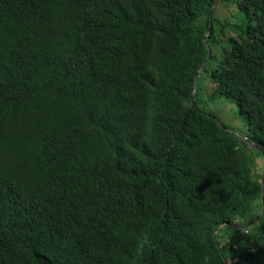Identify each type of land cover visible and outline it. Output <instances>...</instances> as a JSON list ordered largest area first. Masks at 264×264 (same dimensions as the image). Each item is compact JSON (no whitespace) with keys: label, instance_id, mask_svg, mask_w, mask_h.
Here are the masks:
<instances>
[{"label":"trees","instance_id":"16d2710c","mask_svg":"<svg viewBox=\"0 0 264 264\" xmlns=\"http://www.w3.org/2000/svg\"><path fill=\"white\" fill-rule=\"evenodd\" d=\"M251 142L264 0H0V264H264Z\"/></svg>","mask_w":264,"mask_h":264},{"label":"rangeland","instance_id":"374dc122","mask_svg":"<svg viewBox=\"0 0 264 264\" xmlns=\"http://www.w3.org/2000/svg\"><path fill=\"white\" fill-rule=\"evenodd\" d=\"M207 111L216 116L219 122L232 131L237 138L247 135L246 123L236 106L215 102L208 106ZM239 139V138H238Z\"/></svg>","mask_w":264,"mask_h":264},{"label":"water","instance_id":"95a60500","mask_svg":"<svg viewBox=\"0 0 264 264\" xmlns=\"http://www.w3.org/2000/svg\"><path fill=\"white\" fill-rule=\"evenodd\" d=\"M215 6H216V4L213 6V8H212V13L211 14H213V12H214V10H215ZM208 48V47H207ZM208 50H209V48H208ZM204 66H205V64H204ZM203 66V67H204ZM201 71V70H200ZM195 90H196V85H195ZM192 106L193 107H195V103L192 101ZM232 132V131H231ZM233 134V133H232ZM234 135V134H233ZM241 141H246L247 143H249V141H248V139H247V137H242V138H240V137H238ZM250 146H252V147H254V148H256V149H258L259 151H261V153L263 154V156H264V149L260 146V145H258L257 143H255V142H251L250 144H249ZM261 191H262V201H263V204H262V209L258 212V214L255 216V218L251 221V222H249L248 224H245V225H238V226H236V227H238V228H245V227H248V226H250L251 224H253L254 222H255V220L258 218V216L261 214V212L263 211V209H264V171H263V176H262V180H261Z\"/></svg>","mask_w":264,"mask_h":264}]
</instances>
